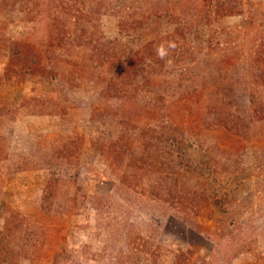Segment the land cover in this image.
Segmentation results:
<instances>
[{
  "label": "rangeland",
  "instance_id": "1",
  "mask_svg": "<svg viewBox=\"0 0 264 264\" xmlns=\"http://www.w3.org/2000/svg\"><path fill=\"white\" fill-rule=\"evenodd\" d=\"M2 1L0 77L6 47L26 40L48 50L53 75L28 72L0 86V264H264V114L240 124L252 96L264 98L262 87H249L264 0H241V16L211 24L195 19L198 0H153L190 11V53L166 57L161 45L163 61L146 59L151 67L133 80L127 54L157 47L173 31L169 17L122 32L142 1L103 0L98 13V0H64L72 15L82 8L93 18L52 26L45 0H28L29 11L2 10ZM83 29L95 43L78 45ZM222 58L229 63L216 74ZM213 110L229 128L215 124ZM152 129L177 143L181 164L176 152L178 165L161 164L169 154ZM127 131L131 141L110 154ZM183 185L227 202L214 215L192 205ZM187 251L190 258L176 259Z\"/></svg>",
  "mask_w": 264,
  "mask_h": 264
},
{
  "label": "trees",
  "instance_id": "2",
  "mask_svg": "<svg viewBox=\"0 0 264 264\" xmlns=\"http://www.w3.org/2000/svg\"><path fill=\"white\" fill-rule=\"evenodd\" d=\"M70 1L73 3L72 5L74 7H77L75 4L76 2L81 5V3L78 2V0H70ZM140 1H142V3L139 4V7H135L132 10V13L128 14L126 18H124L119 23L120 31L128 32L129 28L143 29L145 26L144 24L146 22H148L151 19L161 20L164 17V15L165 17H169L170 19L169 22L174 23V28L170 34L165 35L164 37L159 38L156 42H154L155 44H158L157 47L154 46L153 43L146 45L147 47H144L141 50L142 52L145 53V56H142L141 52H131L127 54L126 63L129 69L128 77L130 80H133L136 77V75L151 67V65L148 66V64L145 62L146 59H152L154 63L158 61H163V57H164L163 53L161 50L158 49L161 45L165 46V48L167 49L165 53L166 57H170L169 55L173 56L176 54V52H179L178 54H182L187 58L190 53V50L184 47L186 45L185 42L187 40L186 38L190 34V31L192 30V28L188 30V28L192 27V26L189 27V25L193 24L191 22L193 20L192 16L189 14L190 11H182L181 13H177L176 10L174 9L169 10L167 8H163L161 6H158L159 4L149 5L153 0H139V2ZM27 2L28 0H3L1 2V9L2 10L15 9L16 6L19 5L21 9H27V11H29ZM198 2H199V8L195 19L199 18L207 24L221 21L224 18L241 16L243 13L241 0H198ZM45 3L51 9L48 10L51 12V14L56 13L54 20L51 23L52 26L53 25L57 26L62 18L64 20H67L69 25L73 23L80 25L79 20L82 19H85L89 23L93 18L91 17L90 14H87L88 11L87 9L83 10L82 8H77V10H75L76 16H74V13L72 15L71 13L72 6H69L67 4L68 1L64 2V0H45ZM104 7H105L104 1L98 0L97 9L94 12L99 13L102 11V9H104ZM75 33L77 34L76 31ZM66 35L67 33L64 34V31L62 32V34L58 33L59 36L58 38L60 41H62V43H65L66 40H69L66 38ZM77 39L80 40V42H78V45H83V43L85 44L95 43L93 41L94 40L93 36L88 34L86 29L80 31V34H78ZM262 39L263 40L257 46H255L253 53L250 55L251 65L249 67V71H251L252 68L254 72V73L251 72L250 76L254 77L255 82L257 83L254 84L252 81V84L249 87H253L254 89H259L260 87H262L264 90V38ZM153 46L156 48H154ZM6 48L9 52V57L3 75L0 77V86L4 83L12 82L14 79H16L17 80L16 82L18 83L19 82L18 77L19 76L23 77L24 74L28 72H32L34 75L38 73L39 78L41 79L42 78L49 79V77L53 75V71H47L46 60H49V58L47 57L48 50L42 45L35 46V44H31L26 40L24 42H11L9 46ZM97 49H98V45L92 48V50L95 51V53L96 52L98 53ZM240 53L237 55V57L240 56ZM179 61L184 62L185 59H181L180 57ZM228 63L229 60L225 58L213 62V66H215L214 72H216V74L217 73L219 74L221 72V71L219 72V70L223 68V65ZM254 69H256L257 71H254ZM14 76H16V78H14ZM244 82L247 83L245 80ZM230 87H227L226 91H232ZM226 95H227L226 97H229L228 94ZM226 97H224L225 100H227ZM251 99L252 102L250 104V107L248 109H245L246 115H244L243 120L242 119L240 120L241 125H245L247 123L250 124L252 121L257 120L259 116L264 114V98L262 100H259L258 102L255 100L254 96H252ZM214 114H215L214 122L216 125L219 126L224 125L226 128H229V126L226 125V123L229 121L228 116H223L219 112L217 113L214 112ZM234 127H236L235 124H233L231 128ZM147 131L149 130L147 129ZM152 132H153V135L151 136L152 140L157 141L158 142L157 145L159 144L162 147V150L163 149L164 151L167 150L169 154L168 156L166 155V157L163 158L161 164L166 165V167H169V165L172 164L171 168L172 167L174 168L175 165H178V163H175L176 160L174 159L176 155L178 156V161L181 164L182 159L179 157L180 151H179V147L177 146V143L172 144L173 142L171 141V138L165 137L164 135L156 134L154 129H152ZM129 139H132L129 131H127V133L120 134V136L116 138L115 143L109 144L108 152L110 154L111 152H114L115 154V151L117 149L116 147L118 146L120 148L122 146L123 148L127 146L128 143L131 141ZM164 151H161L158 148H156L155 150L156 153L160 152L159 155L163 154ZM174 152H176V155L174 154ZM102 153L104 152L102 151ZM146 155H147V148H145V156ZM149 155L150 153H148L146 157H148ZM149 158L151 159V157H148V159ZM171 158H173V160ZM126 177L127 175H124L123 178ZM49 189H50V185H47L46 192H48ZM181 191L186 192V198H188V200L192 202V205L199 206V208L204 206L206 208L212 207L211 211L214 213V215H216L215 210L221 211L222 208L224 207V204L227 202L225 200L226 197H222L223 199L213 200V198L210 196V194H208L205 191L202 185H197V187L193 188L192 190L190 188H186L183 185ZM182 195L183 194H181V196ZM46 199L47 198H45V200ZM193 207L191 208L192 210L196 209ZM10 228H6V230L8 229L7 232L9 231ZM192 255L193 254L191 251H187L185 254L183 252H180L179 256L182 257L176 256V259L181 260V258L184 259L185 256L187 258H190ZM65 256L64 259H66ZM176 263L177 262H175V264Z\"/></svg>",
  "mask_w": 264,
  "mask_h": 264
}]
</instances>
